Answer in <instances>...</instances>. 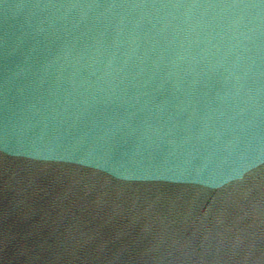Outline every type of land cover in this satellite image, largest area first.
Returning a JSON list of instances; mask_svg holds the SVG:
<instances>
[{"label": "water", "instance_id": "obj_1", "mask_svg": "<svg viewBox=\"0 0 264 264\" xmlns=\"http://www.w3.org/2000/svg\"><path fill=\"white\" fill-rule=\"evenodd\" d=\"M0 264H264V0H0Z\"/></svg>", "mask_w": 264, "mask_h": 264}]
</instances>
